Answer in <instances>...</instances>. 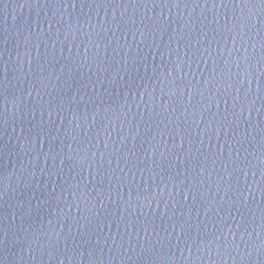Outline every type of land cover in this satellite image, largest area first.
<instances>
[{
  "label": "water",
  "instance_id": "1",
  "mask_svg": "<svg viewBox=\"0 0 264 264\" xmlns=\"http://www.w3.org/2000/svg\"><path fill=\"white\" fill-rule=\"evenodd\" d=\"M0 264H264V5L0 0Z\"/></svg>",
  "mask_w": 264,
  "mask_h": 264
},
{
  "label": "snow or ice",
  "instance_id": "2",
  "mask_svg": "<svg viewBox=\"0 0 264 264\" xmlns=\"http://www.w3.org/2000/svg\"><path fill=\"white\" fill-rule=\"evenodd\" d=\"M259 2H260L261 5H264V0H259ZM165 3L166 4L167 3H172V6H179V0H165ZM246 6H249L250 7V6H253V5L248 4ZM221 75H223V73H221ZM210 155H211V153H210ZM207 159H208V157L206 156L205 157V160H207ZM193 182L195 183V181H193ZM85 211L86 212H90V209L86 208Z\"/></svg>",
  "mask_w": 264,
  "mask_h": 264
}]
</instances>
